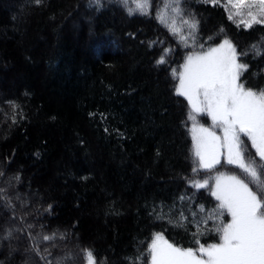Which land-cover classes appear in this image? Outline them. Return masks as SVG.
Listing matches in <instances>:
<instances>
[{
	"label": "trees",
	"instance_id": "trees-1",
	"mask_svg": "<svg viewBox=\"0 0 264 264\" xmlns=\"http://www.w3.org/2000/svg\"><path fill=\"white\" fill-rule=\"evenodd\" d=\"M24 1L0 0V264H28L8 257L9 243L27 248L31 264L69 254L66 264H87L84 249L97 264H149L156 233L183 248L217 242L219 220L208 215L219 202L190 181L245 176L224 161L192 172L189 107L173 70L227 38L246 53L241 82L264 88V24L230 19L221 0H182L183 15L173 0H147L143 13L133 0H102L99 10L89 0ZM193 18L195 39L184 23ZM244 139L246 159L259 163ZM10 225L19 231L5 238Z\"/></svg>",
	"mask_w": 264,
	"mask_h": 264
},
{
	"label": "snow or ice",
	"instance_id": "snow-or-ice-1",
	"mask_svg": "<svg viewBox=\"0 0 264 264\" xmlns=\"http://www.w3.org/2000/svg\"><path fill=\"white\" fill-rule=\"evenodd\" d=\"M35 2L40 5L42 0ZM120 2L128 5V0ZM133 2L143 13L147 0ZM211 2L215 3V0ZM181 3L182 0H173L174 13L183 15ZM227 3L236 10L237 15L248 17L242 21L245 27L264 24V0H227ZM92 4H95L98 10L104 6L102 0H89V6ZM127 11L129 15L133 14L132 8H127ZM184 23L188 25L192 35L197 30L199 21L195 18L185 19ZM180 38L184 42L188 39L184 35ZM192 38L195 39V36L192 35ZM208 40L211 41L212 37ZM169 51L164 50L165 53ZM240 55L246 53H238L232 41L225 38L207 50L201 45L198 52L190 53L185 58L178 73L173 70V75L179 81L175 85V92L187 100L188 118L193 121L192 152L195 166L192 172L195 174L199 169L214 170L223 159L228 165H235L240 169L245 179L218 173L214 186L209 184L208 179L191 180L190 183L197 189L209 187L211 195L219 202L216 209L208 215L210 219L219 220L215 226L218 241L205 245L197 239L195 243L198 247L183 248L169 243L162 234L156 233L149 250L151 264H264V88L257 90L241 82L248 65L238 62ZM166 62L165 55L161 54L157 64ZM7 103L14 109L19 107L14 101ZM197 114L210 117L212 126H197ZM15 122L13 117V123ZM217 130L221 134H218ZM244 138L250 141L251 148L255 149L259 163L254 158L246 159L247 145ZM0 175L3 173L0 172ZM14 179L18 181L20 177L16 176ZM250 185H254L257 190L254 191ZM3 191L4 189H0V192ZM51 207L49 205V209ZM200 210H204L203 206ZM225 213L230 216L226 223L223 220ZM192 215L195 219L196 213ZM180 218L186 219L182 211ZM202 223L206 225L207 219ZM11 231L8 230L9 236ZM197 232L199 233V224ZM60 235L63 239L64 234ZM42 239L54 241L56 233L44 235ZM83 251L87 264H97L90 249ZM41 259L44 257L41 256ZM71 259L69 254L60 258L57 264H66V261Z\"/></svg>",
	"mask_w": 264,
	"mask_h": 264
},
{
	"label": "rangeland",
	"instance_id": "rangeland-1",
	"mask_svg": "<svg viewBox=\"0 0 264 264\" xmlns=\"http://www.w3.org/2000/svg\"><path fill=\"white\" fill-rule=\"evenodd\" d=\"M222 2H223V4H224V6L226 7V10H227V14L229 15V16H231L236 22H242L243 20H246V19H248V17L246 16V15H237L236 14V10L235 9H233V8H231L229 5H228V3H227V0H221ZM24 3H27V0H25L24 1ZM4 4H5V6H10L11 5V3L10 2H4ZM83 19H85V18H83ZM224 40V39H223ZM222 40V41H223ZM222 41H220L219 43H221ZM218 43V44H219ZM217 45V44H216ZM216 45H214V46H216ZM214 46H212V47H214ZM179 82V81H178ZM178 84V83H177ZM203 115L202 114H197V116H196V121H197V123H198V119L201 121V120H203V118L204 117H202ZM199 117V118H198ZM210 118V117H209ZM211 119V118H210ZM197 126H200L199 124H197ZM204 126V125H203ZM204 127H208V126H204ZM192 129H193V121L192 120H190V136H191V141H192V145H193V139H192V137H193V131H192ZM218 131V134H221V133H219V130H217ZM222 161H224V162H226V160H223L222 159ZM221 161V162H222ZM226 176H231V175H229V174H225ZM199 181H201V180H199ZM214 183H215V180L213 181V184H212V186H214ZM191 184V183H190ZM215 198V197H214ZM14 199L16 200V201H18L20 204H24L22 201H20V199H19V197L17 196V195H15L14 196ZM7 208V206L5 205V203L4 202H2L1 204H0V208ZM1 213V212H0ZM229 220H230V216H229ZM10 229L12 230L11 231V236H13L16 232H17V229H19V226L18 225H10ZM9 230V229H8ZM8 230H7V228H3L2 230H1V232H3V237H5V238H7V236H9L8 235ZM10 236V237H11ZM154 238V237H153ZM165 239V238H164ZM9 240V239H8ZM153 240V239H152ZM151 243H152V241H151ZM151 245V244H150ZM8 251H9V254H8V257H12L14 254H17V252H20L24 257H26V259H27V263L28 264H31V262H32V259H31V256L29 255V250L27 249V248H24V249H20V248H18L16 245H14L13 243H9L8 244ZM149 264H151V256L149 257Z\"/></svg>",
	"mask_w": 264,
	"mask_h": 264
}]
</instances>
